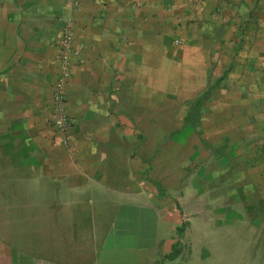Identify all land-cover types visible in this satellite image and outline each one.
Masks as SVG:
<instances>
[{
    "label": "crops",
    "instance_id": "1",
    "mask_svg": "<svg viewBox=\"0 0 264 264\" xmlns=\"http://www.w3.org/2000/svg\"><path fill=\"white\" fill-rule=\"evenodd\" d=\"M199 190L264 237V0H0V264H169Z\"/></svg>",
    "mask_w": 264,
    "mask_h": 264
},
{
    "label": "rangeland",
    "instance_id": "2",
    "mask_svg": "<svg viewBox=\"0 0 264 264\" xmlns=\"http://www.w3.org/2000/svg\"><path fill=\"white\" fill-rule=\"evenodd\" d=\"M210 98L207 95L203 101L208 99L209 106H216L219 99L212 103ZM208 112L212 114L210 110ZM212 127L210 125L205 128L210 130L208 139L202 141L198 137L200 141L197 151L211 152L216 149L220 154V135H217L220 125ZM211 130H215L217 134H213L214 131ZM216 140L219 141L218 146L214 145ZM200 190L193 193L196 200L191 202L190 207L178 209L181 210L178 214L182 217L177 227L183 225V230H176L173 242L175 247L173 250L171 248L173 254L170 255L169 264H264L263 233H256L255 225L250 222L249 209L238 207V202L229 204V209L222 207L223 205L217 207V203L221 204L222 201L213 200L214 197L206 203L202 200L201 194L204 193ZM211 194L213 193L208 192L209 196ZM248 194L241 191L243 199ZM156 264L163 263L159 261Z\"/></svg>",
    "mask_w": 264,
    "mask_h": 264
},
{
    "label": "built area",
    "instance_id": "3",
    "mask_svg": "<svg viewBox=\"0 0 264 264\" xmlns=\"http://www.w3.org/2000/svg\"><path fill=\"white\" fill-rule=\"evenodd\" d=\"M68 3H73V0H66ZM68 36L65 35L61 42V48L64 51L68 50L69 42ZM60 71L62 73L58 81L55 82L52 92V101L54 107L50 115V125L52 129L58 134V141L62 147H67L68 137H67V128H68V118L63 110V99H62V80L66 78L67 72L64 65L60 66Z\"/></svg>",
    "mask_w": 264,
    "mask_h": 264
},
{
    "label": "trees",
    "instance_id": "4",
    "mask_svg": "<svg viewBox=\"0 0 264 264\" xmlns=\"http://www.w3.org/2000/svg\"><path fill=\"white\" fill-rule=\"evenodd\" d=\"M219 82H220V79H218V80L216 81V84H219ZM194 112H197V111L194 110ZM177 230L182 231V230H183V225H181L180 227H178ZM174 247H175V243L172 245V250L174 249ZM171 254H173V253H171ZM169 258H170V257H169Z\"/></svg>",
    "mask_w": 264,
    "mask_h": 264
}]
</instances>
